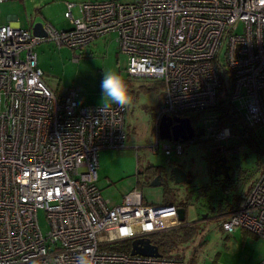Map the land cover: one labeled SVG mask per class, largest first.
<instances>
[{
    "label": "built area",
    "instance_id": "obj_1",
    "mask_svg": "<svg viewBox=\"0 0 264 264\" xmlns=\"http://www.w3.org/2000/svg\"><path fill=\"white\" fill-rule=\"evenodd\" d=\"M65 5L67 29L45 22L43 35L0 24V264H76V256L87 251L94 253V264H185L181 257L118 248L183 225L178 206L149 204L137 187L116 204L102 197L97 154L125 147L126 106L79 104L73 89L55 94L42 79L34 47L53 41L80 48L116 33L127 74L156 77L163 85L152 118V151L181 155L183 141L161 139L159 122L162 116L199 113L194 128L203 132L187 141L200 138L227 153L232 129L210 111L223 85L217 65L231 71L229 99L237 113L248 126L264 131V0ZM224 44L222 63L218 56ZM38 209L46 214L45 234ZM225 216L224 231L241 227L264 238V169Z\"/></svg>",
    "mask_w": 264,
    "mask_h": 264
},
{
    "label": "rangeland",
    "instance_id": "obj_2",
    "mask_svg": "<svg viewBox=\"0 0 264 264\" xmlns=\"http://www.w3.org/2000/svg\"><path fill=\"white\" fill-rule=\"evenodd\" d=\"M83 1L93 0H7L0 3V24L7 22V15L13 14L21 28L32 29L35 23L47 22L57 30L67 29L70 24L64 16L65 2ZM72 12L77 16V7ZM236 32H240V27ZM115 38L116 33L107 34L74 49L57 46L53 41H43L34 47L44 83L59 96L73 89L79 104L105 105L101 89L105 73L119 74L128 86L130 103L126 105L125 115L126 145L119 149H101L97 154L96 184L102 197L109 204H116L137 187L147 203H163V185H150L152 178L144 172L145 167L160 165L169 171L171 161H175L189 177L192 176V182L178 185L170 181V195L167 194V197L182 200L188 191L196 196L188 205L185 216L187 221L198 225L199 234L195 241L180 247L179 255L185 264H258L264 259V238L241 227L224 231L221 215L228 212L222 211L224 207H234L249 192L253 181L263 171L262 151L255 152L246 145H238L236 135L230 138L226 175L212 171L208 161L210 145L200 138L192 142L183 141V152L179 156L169 157L161 149L152 151V118L163 85L156 77L129 76L126 71L127 57L118 50ZM218 58L225 62V44ZM222 80L227 87L229 78L223 75ZM189 116L193 126L197 127L196 113ZM254 128L257 134L264 136L260 126ZM261 149L264 151V139ZM198 187L204 190L199 191ZM37 221L45 234L49 226L43 209H38ZM199 235L204 239L201 246H198Z\"/></svg>",
    "mask_w": 264,
    "mask_h": 264
},
{
    "label": "trees",
    "instance_id": "obj_3",
    "mask_svg": "<svg viewBox=\"0 0 264 264\" xmlns=\"http://www.w3.org/2000/svg\"><path fill=\"white\" fill-rule=\"evenodd\" d=\"M217 66H218L217 68H218V71L220 72L221 77L225 75L229 78V85L227 87H224V85L221 86L218 92V96H217V103L214 107L210 109V111L215 112L217 114L218 119L226 121L227 124L230 125L232 129L233 137L236 135V137L239 138L237 141L238 145H246L250 148V150L255 151V152L262 151L261 153L264 156V151L261 149V142L263 141L264 136L261 135L260 133L257 134L256 129L254 127L248 126L247 123L237 113L234 106L230 102L229 96L231 94L232 83H233L231 71L225 68L223 64H220ZM198 115L199 113H196V120H197ZM190 120H191V116H190ZM209 148H210V152H209V156H210L211 151L217 149V147L210 145ZM173 165H178V164L175 161H171V166ZM211 167L213 171V166L211 165ZM144 172H147L148 174H150L151 178L157 174H160L161 175L160 179L163 185L162 190H163L164 203L174 204L179 207H184L185 213H186V209L188 205L192 202V199L196 197V196H193L194 193L192 191H188L182 200H178V201L172 200L171 198L167 197V194L170 195L169 183L170 181H172L171 173L166 174L164 172L163 166L153 165V164L147 165L145 167ZM190 177L192 176L190 175ZM198 188H200L199 191L204 190V189H201L203 187H198ZM242 198H240L239 201ZM232 208L229 206H226L222 209V211L223 212L230 211ZM225 217L226 216L221 217L222 221L225 220ZM221 228H222V225H221ZM198 234H199L198 225L195 222H192L190 224L181 225L173 229H169L166 231L152 234L149 236V238H150L151 243H153L154 245L158 247V250L161 253V255L181 257L179 255V251H181L180 247L184 248V245L186 246L187 244H190L192 241H195ZM199 236H200L199 237L200 242L198 243V246H201V244L204 242L203 241L204 239L201 238L202 237L201 235ZM129 247H130L129 241H125L118 248H122L123 250L128 251Z\"/></svg>",
    "mask_w": 264,
    "mask_h": 264
},
{
    "label": "water",
    "instance_id": "obj_4",
    "mask_svg": "<svg viewBox=\"0 0 264 264\" xmlns=\"http://www.w3.org/2000/svg\"><path fill=\"white\" fill-rule=\"evenodd\" d=\"M32 31L34 34H45L41 29V23H35L33 25ZM202 129L198 128L195 130L194 126L191 123V120L188 116H162L159 122V136L161 139L175 140V141H187L193 136H199L202 134ZM221 165L214 168V172L226 175L227 174V165L225 164V159L222 158ZM143 170L139 171L142 173ZM164 172L166 174L171 173L172 183L182 185L183 183L190 184L192 178L188 176L187 172L182 169L179 165L171 166L168 171L164 167ZM160 174L155 175L150 180V185H162L160 179ZM178 219L179 221L186 222L185 208L177 207ZM130 253L131 254H141L149 256H159L161 253L158 250V247L151 243L149 237L145 238H136L130 242Z\"/></svg>",
    "mask_w": 264,
    "mask_h": 264
},
{
    "label": "clouds",
    "instance_id": "obj_5",
    "mask_svg": "<svg viewBox=\"0 0 264 264\" xmlns=\"http://www.w3.org/2000/svg\"><path fill=\"white\" fill-rule=\"evenodd\" d=\"M101 89L105 98V107L115 104L124 108L130 103L128 86L124 79L117 73H105L101 83ZM94 253L83 252L76 256V264H94Z\"/></svg>",
    "mask_w": 264,
    "mask_h": 264
},
{
    "label": "flooded vegetation",
    "instance_id": "obj_6",
    "mask_svg": "<svg viewBox=\"0 0 264 264\" xmlns=\"http://www.w3.org/2000/svg\"><path fill=\"white\" fill-rule=\"evenodd\" d=\"M211 155L208 157V159L210 160L211 165L213 166V172H214V168L218 167L221 165V160L222 158L225 159V164L227 165V156H226V152H224L223 150H221L219 147H217V149L212 150ZM208 160V161H209Z\"/></svg>",
    "mask_w": 264,
    "mask_h": 264
},
{
    "label": "crops",
    "instance_id": "obj_7",
    "mask_svg": "<svg viewBox=\"0 0 264 264\" xmlns=\"http://www.w3.org/2000/svg\"><path fill=\"white\" fill-rule=\"evenodd\" d=\"M16 15H13V14H9V15H7V22L6 23H8V22H10V23H12L14 26H19V23H17L16 22ZM33 28V27H32ZM110 34H112V33H110ZM102 38V37H101ZM99 39V38H98ZM97 40V39H96ZM138 172H139V170H138ZM164 203V202H163ZM165 204V203H164ZM229 212V211H228ZM227 212V213H228ZM227 213H223L222 215H221V217L222 216H225ZM190 223H192V221H187L186 220V222H184L183 224L185 225V224H190Z\"/></svg>",
    "mask_w": 264,
    "mask_h": 264
}]
</instances>
